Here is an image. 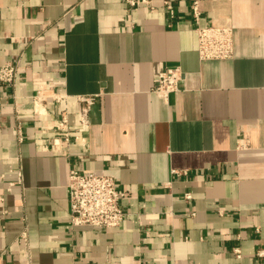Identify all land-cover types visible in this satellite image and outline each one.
I'll return each mask as SVG.
<instances>
[{"label": "crops", "instance_id": "crops-1", "mask_svg": "<svg viewBox=\"0 0 264 264\" xmlns=\"http://www.w3.org/2000/svg\"><path fill=\"white\" fill-rule=\"evenodd\" d=\"M193 1L0 0V264H264V0ZM198 25L233 55L202 59ZM72 168L126 190L119 227L70 226Z\"/></svg>", "mask_w": 264, "mask_h": 264}, {"label": "built area", "instance_id": "built-area-1", "mask_svg": "<svg viewBox=\"0 0 264 264\" xmlns=\"http://www.w3.org/2000/svg\"><path fill=\"white\" fill-rule=\"evenodd\" d=\"M131 6H136L146 0H127ZM199 0L192 3V11L196 21L200 19ZM170 7V5H169ZM198 49L202 59L229 58L233 55V32L226 26L198 25ZM17 66L8 63L0 67V80L14 85L17 79ZM186 81V73L180 66L169 67L161 71L154 79L153 91L167 100L171 93L180 90ZM38 94V100H40ZM82 105L79 114V130H84L91 122L90 110L95 96H79ZM42 100V99H41ZM70 120L62 115L56 121L55 128L64 131L68 140ZM69 204L70 226L88 225L98 229L109 230L119 227L126 216V210L121 201L126 190L121 188L114 175L95 171H81L72 168L69 172ZM190 195H187L189 197ZM238 256L240 250L236 249ZM257 256H264V249L259 248Z\"/></svg>", "mask_w": 264, "mask_h": 264}]
</instances>
